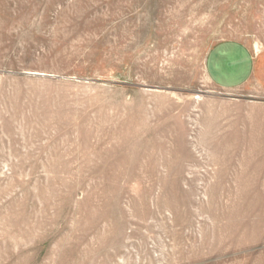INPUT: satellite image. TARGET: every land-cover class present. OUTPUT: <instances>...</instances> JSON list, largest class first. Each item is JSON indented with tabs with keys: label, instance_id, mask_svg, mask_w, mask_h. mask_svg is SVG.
Here are the masks:
<instances>
[{
	"label": "rangeland",
	"instance_id": "obj_1",
	"mask_svg": "<svg viewBox=\"0 0 264 264\" xmlns=\"http://www.w3.org/2000/svg\"><path fill=\"white\" fill-rule=\"evenodd\" d=\"M227 41L264 48V0H0V264H264V89L213 82Z\"/></svg>",
	"mask_w": 264,
	"mask_h": 264
},
{
	"label": "crops",
	"instance_id": "obj_2",
	"mask_svg": "<svg viewBox=\"0 0 264 264\" xmlns=\"http://www.w3.org/2000/svg\"><path fill=\"white\" fill-rule=\"evenodd\" d=\"M207 69L221 87H240L253 80L264 89V48L252 49L239 41L218 43L209 52Z\"/></svg>",
	"mask_w": 264,
	"mask_h": 264
},
{
	"label": "bare ground",
	"instance_id": "obj_3",
	"mask_svg": "<svg viewBox=\"0 0 264 264\" xmlns=\"http://www.w3.org/2000/svg\"><path fill=\"white\" fill-rule=\"evenodd\" d=\"M111 136L113 135V133L112 134H110Z\"/></svg>",
	"mask_w": 264,
	"mask_h": 264
}]
</instances>
